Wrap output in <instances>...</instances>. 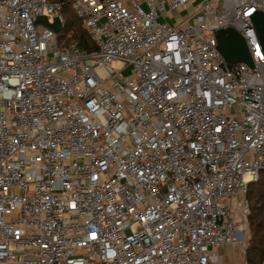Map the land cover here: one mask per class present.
<instances>
[{
  "label": "built area",
  "instance_id": "obj_1",
  "mask_svg": "<svg viewBox=\"0 0 264 264\" xmlns=\"http://www.w3.org/2000/svg\"><path fill=\"white\" fill-rule=\"evenodd\" d=\"M68 2L96 51L36 24L65 2L0 0V264H221L264 172V0Z\"/></svg>",
  "mask_w": 264,
  "mask_h": 264
},
{
  "label": "trees",
  "instance_id": "obj_2",
  "mask_svg": "<svg viewBox=\"0 0 264 264\" xmlns=\"http://www.w3.org/2000/svg\"><path fill=\"white\" fill-rule=\"evenodd\" d=\"M51 1L65 2L64 13L72 7L68 0ZM65 24V33L60 36L61 43L78 41L79 47L83 51L94 52L97 50L85 28L73 23L66 22ZM248 198L251 212L246 262L247 264H264V172L261 173L260 180L250 186Z\"/></svg>",
  "mask_w": 264,
  "mask_h": 264
},
{
  "label": "water",
  "instance_id": "obj_3",
  "mask_svg": "<svg viewBox=\"0 0 264 264\" xmlns=\"http://www.w3.org/2000/svg\"><path fill=\"white\" fill-rule=\"evenodd\" d=\"M250 19L264 53V12H256ZM36 24H45L57 34L63 30L59 18H56L55 23L51 24L47 17L42 16L37 19ZM215 36L218 41V50L230 67L242 63L254 68V60L247 42L238 31L233 28H226L217 31Z\"/></svg>",
  "mask_w": 264,
  "mask_h": 264
},
{
  "label": "crops",
  "instance_id": "obj_4",
  "mask_svg": "<svg viewBox=\"0 0 264 264\" xmlns=\"http://www.w3.org/2000/svg\"><path fill=\"white\" fill-rule=\"evenodd\" d=\"M247 244L223 247L218 251L221 264H247Z\"/></svg>",
  "mask_w": 264,
  "mask_h": 264
},
{
  "label": "rangeland",
  "instance_id": "obj_5",
  "mask_svg": "<svg viewBox=\"0 0 264 264\" xmlns=\"http://www.w3.org/2000/svg\"><path fill=\"white\" fill-rule=\"evenodd\" d=\"M219 2L222 3L223 0H219ZM187 13H188V11H185V12H183L181 15H182V16H185ZM176 15H177V13H176ZM176 15H175V16H176ZM63 18H64V22H65V23H66V22H67L68 24L73 23V24H75V25H77V26L80 25L81 27H83V28L86 29V27L83 25V23L81 22V20L79 19V17L77 16L76 12L74 11V9H73L72 7H70V10L65 11V13L63 14ZM173 20H175V19H173ZM170 23L173 24V21L170 20ZM65 25H66V24H65ZM64 33H65V27H64V30H63L59 35L62 36V35H64ZM205 35L208 36L209 34L206 33ZM125 75H129V71H128V70L125 71Z\"/></svg>",
  "mask_w": 264,
  "mask_h": 264
}]
</instances>
